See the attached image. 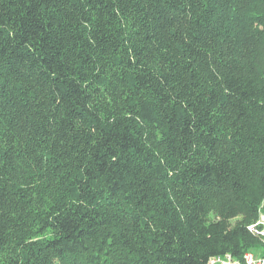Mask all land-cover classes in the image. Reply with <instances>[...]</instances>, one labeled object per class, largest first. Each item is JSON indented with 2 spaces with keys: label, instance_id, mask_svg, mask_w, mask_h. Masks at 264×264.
<instances>
[{
  "label": "trees",
  "instance_id": "16d2710c",
  "mask_svg": "<svg viewBox=\"0 0 264 264\" xmlns=\"http://www.w3.org/2000/svg\"><path fill=\"white\" fill-rule=\"evenodd\" d=\"M263 49L264 0H0V264L259 245Z\"/></svg>",
  "mask_w": 264,
  "mask_h": 264
},
{
  "label": "built area",
  "instance_id": "2783aa9c",
  "mask_svg": "<svg viewBox=\"0 0 264 264\" xmlns=\"http://www.w3.org/2000/svg\"><path fill=\"white\" fill-rule=\"evenodd\" d=\"M248 230L259 239V245L242 256L230 252L212 256L207 264H264V199L258 207L257 218L248 225Z\"/></svg>",
  "mask_w": 264,
  "mask_h": 264
},
{
  "label": "rangeland",
  "instance_id": "374dc122",
  "mask_svg": "<svg viewBox=\"0 0 264 264\" xmlns=\"http://www.w3.org/2000/svg\"><path fill=\"white\" fill-rule=\"evenodd\" d=\"M262 51L264 52V49H263ZM215 217H217V214H216L214 211H212L211 214H210V218L213 219V218H215ZM235 221H236V219H233V220H232V222H235Z\"/></svg>",
  "mask_w": 264,
  "mask_h": 264
}]
</instances>
